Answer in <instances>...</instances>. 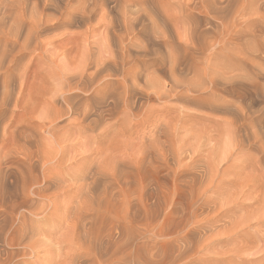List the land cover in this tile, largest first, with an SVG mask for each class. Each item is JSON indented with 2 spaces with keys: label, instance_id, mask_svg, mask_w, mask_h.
<instances>
[{
  "label": "rangeland",
  "instance_id": "1",
  "mask_svg": "<svg viewBox=\"0 0 264 264\" xmlns=\"http://www.w3.org/2000/svg\"><path fill=\"white\" fill-rule=\"evenodd\" d=\"M58 1L61 10H50L54 13V18L45 21L43 36L52 45L61 48L56 49L55 62L51 61V64L48 59L50 57L46 55L44 61L47 62H43L48 65L42 68L41 76L42 73H46L44 78L47 76L49 78L51 70L61 66L66 59L68 62L73 56L76 57L77 52L80 53V49L85 47L86 42L84 44L83 40L86 32L88 34L93 32L98 37H101V31L102 34L106 32L114 53L119 52V45L116 43L119 42L117 36H121V67L123 66L121 71L132 68L142 72L137 84L131 86L129 90L122 89L123 85H121V91H129L137 107L143 102L145 106L152 108L147 116L148 119L143 113L140 114V111L115 124L112 122L114 119L108 117L106 121L113 124L108 134L114 136L115 132L124 129V134H120L124 144L121 142V152L115 154L119 161L108 162L109 164L107 163L100 173L93 176L94 178L91 176L99 160L96 149L101 148L102 145L97 142V137L94 138L98 130L89 131L93 137L90 145L92 152L85 160V166L92 168L87 178L88 184L85 185H90L86 187L87 189L84 188V191L85 185L81 188L75 186L72 191L78 193L82 189L81 195L78 193L82 200L80 197L77 199L79 198V205L83 203L82 209L77 205L80 210L77 208L75 210L79 219L76 225L74 223V229L77 234L88 231L92 239L91 243H88L89 249L78 250L77 254L80 253L78 258L87 259L94 264L99 260L112 262L117 258H121V264H183L187 260L183 257L184 238L190 232H192L190 235L192 248L200 250V255L194 256L198 258L199 263L210 264L209 259L219 260L225 257L223 253L233 245L228 241L229 237L223 233L227 214L230 213L235 217L251 215L259 208L258 202L261 204L264 199V0ZM112 42H115L116 46ZM61 45H65L64 48ZM185 51L192 53L189 69L182 71L185 64L176 68V71L185 78L193 77L192 70L207 69L211 72L219 70L221 75L231 76L232 79L230 82L222 81L216 89L210 91L208 89L205 90L206 92L202 91L203 93L183 88L182 91H178V95L170 98L168 116L171 118V133L168 138L171 145L169 144L168 148L171 149L166 147L169 159L165 163L161 158H156L148 145L152 135L158 134L162 138L160 136L162 124H158L160 121L158 119L162 114L163 103L154 94L145 91L147 89L144 87V80L148 76L166 79L169 74L167 65L169 54L172 52L173 55L174 52V55H182L186 53ZM59 52L62 56H59ZM196 53L200 56H196ZM164 56L165 59L162 61L161 58ZM56 61L58 63L61 61L60 65ZM194 64H197L196 67H193ZM34 68L36 69V66H30L25 74L29 79L34 76ZM18 76L16 74L13 77L14 84H17ZM48 78L46 82L49 85L44 86V90L47 86L48 89L53 86L51 85L53 79L49 78L51 81H48ZM42 82L43 85L46 84L43 77ZM74 91L71 92V96L75 106L83 107L94 103L100 104L102 109L109 106L108 99L105 102L99 99L94 101L93 93L88 94L89 90ZM8 108L5 110L4 114H7L5 117L9 116L12 107ZM12 116L16 122L24 120L22 112H16ZM59 117L56 122L62 127L72 121L76 115L65 109V113ZM0 122L3 120L1 119ZM156 124L157 127H154ZM228 129L233 133H229ZM228 135H231L230 138ZM230 139L234 141L230 143ZM107 142L108 139L104 147ZM137 148L140 151L134 152L133 150ZM130 149L134 153H131ZM142 151L145 154H141ZM127 152H130V156ZM141 156H145L143 162ZM115 158L113 159L117 160ZM213 160H216L220 166L216 175L212 177L213 187L205 193L209 197L207 195L204 197L201 193V188H204L201 183L207 178L204 166L206 162ZM82 163L83 161H80L78 164L82 165ZM58 171H60L61 183L66 190L70 189L67 185L71 184V178H75L74 175L79 172V167L73 169L72 174L66 167L59 168ZM121 173L124 176H121ZM80 178H76L77 184L82 183L83 179ZM51 187L50 191L58 189ZM163 187L169 190L170 196L171 206L169 205L167 213L155 207L154 195L157 192L162 194ZM242 188L243 193H239ZM64 191H58V202H63ZM72 193L67 191L66 195ZM234 193H237L236 196ZM84 194L85 199H83ZM202 196L204 199L208 197L205 199L208 205L203 204ZM14 200L16 198L12 197L9 204ZM4 215L5 213L0 211V219ZM197 216L201 221L196 222ZM217 217L222 219L215 223L213 220ZM37 219L34 218L36 221ZM65 224L60 222L59 233L65 229ZM254 236V230L249 229L243 239L256 240ZM200 243L206 245L204 249L199 248ZM254 244L255 242L252 245ZM0 250L3 253H0V258L5 257V251L7 254L15 252L13 254L15 263L37 264L34 263L33 256L19 254L20 249L12 245L2 246ZM239 260L237 259L236 264H264V255L254 253ZM232 261V264H235L233 259ZM219 263L212 262V264Z\"/></svg>",
  "mask_w": 264,
  "mask_h": 264
},
{
  "label": "bare ground",
  "instance_id": "2",
  "mask_svg": "<svg viewBox=\"0 0 264 264\" xmlns=\"http://www.w3.org/2000/svg\"><path fill=\"white\" fill-rule=\"evenodd\" d=\"M58 3L59 1L57 2V0H0V121L1 119L3 120V122H0V211L5 213L2 219H0V247L12 245L20 249L21 252L19 254L24 256L30 254L29 257L33 256L34 263L37 264H94L87 259L78 258L80 254H77L78 250L81 248L87 249L91 243L90 240L92 237L88 231L77 234L74 229V223L76 225L79 219L78 214H75V210L78 207L77 205H79V198L77 199V197H80L82 189L79 190L80 192H78L79 187L77 189L80 195L76 193V191H72L75 186H80L81 188L83 185L88 184L87 178L89 174H91L90 168L92 167L89 168L85 166V160L92 152L90 145L93 137H91L89 131L98 130V134L94 138L97 137V142L102 145L101 148L96 149L99 154V160H97L95 170L92 173L91 177H93L100 173L102 169L107 166L108 162L110 163L111 161V163H115L119 161L115 154L121 152V142L123 141L120 138L125 130L120 129L117 132L114 131L116 134L110 136L108 134L109 128L122 119L124 120L129 116H134L139 111L141 112L140 114L143 113L147 118L152 108L150 106L148 108L143 102L137 107L132 96H130V92L121 91V85H123L122 89L129 90L131 86L137 84L136 82L139 80L142 72L132 68H126L121 71L123 67H121V36H117L119 42L116 43V45H119V52L114 53L111 48L112 45L110 44L109 36H107L105 32L106 30L103 34V31H101V37H98L93 32L91 34L86 32V37H84V40L82 39L84 44L86 42L85 47L84 44L82 45L84 50L80 49V53L77 52V54L75 52L74 54H76V57L71 56V61L68 60L67 62L66 59L61 63L63 59L60 57L62 60L59 63L56 62L59 65L61 63V66L57 68L55 66L56 63L54 65L56 69L51 70L52 72L49 71L51 75H49V78L53 79V83L51 84L53 86L49 87V89L47 86L44 90V86L49 85V83L47 84L46 82L48 76L44 78L46 73H42L43 75L41 76L42 68L48 65V63H44L46 61H44V59L48 54L50 57L48 58L50 64L55 62L56 49H59L60 46L52 45L49 41L45 40L43 29L45 21H51L54 18V13L50 10H61V6ZM64 46H62V48H64ZM49 50L54 52H50ZM185 52L186 53L182 55H174V52L173 55L171 54L172 52L169 54L167 58L169 74L166 79H161L158 76H148L144 80V87L147 89L145 91L154 94L157 99L161 100L163 103L161 106L162 114L159 115L158 119L160 121L159 123L157 122L158 124H162V127H160L162 133L160 136H162V138L159 137L158 134H154L149 140L148 145H150L149 148L152 149L151 151L154 152L156 158H161L165 163H167L169 159L168 149H171V147L168 148L171 142L168 138L171 133V118L168 116L170 109L168 102L170 98L178 95V91L183 88H186L185 90L188 91L196 92H204L208 89L210 91L216 89L217 86L220 85V82H230L232 79L231 76L221 75L219 70H213L211 72L207 69H200V66V70L197 69L198 67L196 68L197 71L192 70V78H185L181 73L176 71L177 67L182 66L181 64H185L183 65L182 71L188 70L191 65L192 53ZM197 55L199 54L196 53V56ZM59 56H62L61 53ZM161 59L163 61L165 56ZM203 61H205V58ZM32 65L34 67L36 66V69L34 68L33 78L29 79L25 74ZM196 65L197 64H194L193 67H196ZM205 66L209 68V66ZM16 74L19 76L16 81L17 84H14L13 77H15ZM42 77L44 82H46L45 85H43ZM48 81L51 80L49 79ZM73 90H75L74 92H76V90H89L90 92L88 94L93 93L92 97L94 101L95 99H99L105 102L106 99H108L109 104H107L109 106H106L104 109L100 107V104L96 103H94V105L87 104L83 107H80L81 105L75 106V104L73 105L71 96ZM201 98H199V100ZM57 102H60V104ZM8 107H12L10 108L11 112L8 117H5L7 114L5 115L4 113ZM65 109L70 110L76 117L66 125L60 127L57 125L56 120L61 114L63 115L65 113ZM16 112H22L24 118L22 122H16L13 118L12 115ZM152 112L154 113V108ZM108 117L114 119V121H112L113 124L106 121ZM158 124L154 125V127H157ZM230 128L232 129V127ZM229 130L230 129H228V131ZM230 132L231 131H229V133ZM230 136L228 135V138H230ZM106 139H108V142L104 147L103 145ZM233 141L231 140L230 143ZM130 142L128 144H130ZM141 144L143 143L141 142ZM144 144L147 146L145 142ZM138 148L133 151H140ZM123 149H125V147ZM76 151H78V153H76ZM218 156L220 157V154ZM112 157H116L117 160H114ZM110 158L113 160H110ZM144 158L145 156H141L142 162ZM80 161H83L82 165L78 164ZM139 164L137 165L140 166ZM218 166L220 165L216 160L209 163L206 162L204 173L207 175V178L204 183H201L204 188L200 187L203 196L207 195L205 193L213 187L214 180L212 177L218 172ZM62 167H66L70 173L73 169L79 167V172L74 175L75 178H71V184L67 185V188L70 189L67 190L63 183H61L62 180H59L60 171L58 170ZM122 174L123 173H121V176H124ZM77 177H81V180L83 179L82 183L77 184L75 182ZM51 186L58 188L57 191H50L52 188ZM88 186L85 185L83 191L84 188ZM240 186L242 187V185ZM59 190H65L62 203L57 201V193ZM162 190V194L157 192L154 195L156 198L155 207L163 209L166 212L169 210L170 205L169 190L166 187H163ZM248 190H250L249 186ZM67 191L68 193H73L66 195ZM210 191H212V189ZM243 191L244 189L242 188L238 192L243 193ZM75 193L78 194V196ZM236 194L234 196H236ZM207 196L209 197V195ZM12 197L16 198V200L9 204ZM83 197V199H85V194ZM205 199H202L204 202L203 204L208 205V201L206 202ZM210 201L211 200H209V202ZM262 202L261 204L258 202L259 208L251 215L244 213L245 215L243 216L240 215L239 217H235L230 215V213L227 214V220L223 225V233L229 237L228 241L231 244L233 243V245L223 253L226 255L225 257L219 260H209L214 263L224 262L225 264H232L233 259L236 264L237 259L242 260L243 256L246 255L251 256V254L254 253L264 255V199ZM81 204L79 205L80 209L83 208ZM198 216L196 217V222L201 221ZM34 218H38L39 220L37 219L36 221ZM221 219V217H217L213 221L217 223L221 221ZM204 220H206L205 216ZM80 221L83 220L80 219ZM60 222L66 223L65 229L61 233H59L58 230ZM249 229L254 230V237L256 240L251 238H246V240L243 239L245 232ZM191 233L192 232L187 233L184 238L183 257L187 258V260L183 264H205L204 262L199 263L198 258L194 257L195 255H200V250L192 248L190 240ZM254 242L255 244L252 245ZM86 244H88V246ZM198 246L204 249L206 245L200 243ZM16 252L18 253V251ZM0 253L3 254L1 250ZM4 254H6L5 257L0 258V264H24L20 262L15 263L16 260L13 261V254H15V252L7 254L5 251ZM211 261H208V263L212 264ZM97 264H121V258H117L112 262L99 260Z\"/></svg>",
  "mask_w": 264,
  "mask_h": 264
}]
</instances>
